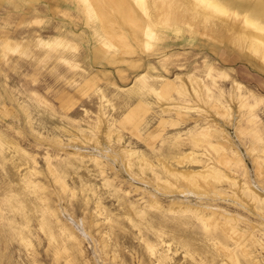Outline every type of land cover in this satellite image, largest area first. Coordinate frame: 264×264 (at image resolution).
<instances>
[{
  "label": "rangeland",
  "instance_id": "obj_1",
  "mask_svg": "<svg viewBox=\"0 0 264 264\" xmlns=\"http://www.w3.org/2000/svg\"><path fill=\"white\" fill-rule=\"evenodd\" d=\"M106 1L114 24L82 0H0V264H224L210 233L233 241L192 211L238 216L264 264L259 60L210 19L135 38L144 10L124 0L128 24ZM207 167L220 179L183 178Z\"/></svg>",
  "mask_w": 264,
  "mask_h": 264
},
{
  "label": "bare ground",
  "instance_id": "obj_2",
  "mask_svg": "<svg viewBox=\"0 0 264 264\" xmlns=\"http://www.w3.org/2000/svg\"><path fill=\"white\" fill-rule=\"evenodd\" d=\"M82 1L86 2L85 3L86 7L88 6L87 11H90V8L93 11H96L94 10L95 8L97 9V13L99 14V18L101 22L103 19V22L105 20H106L105 22H108V23H111V21H113L112 23L114 24L115 19L114 20L111 19V21H108V19L105 17V14H106L105 11H103V13L105 14L102 13V9H101L102 5L103 3L106 4L104 0L103 1L102 0H91L92 5L89 3L90 0H82ZM130 1H128L127 3L126 1L124 2V0H112V2L110 3L111 5H114V7L116 6V9L113 8L112 6L113 10L123 9L119 12L123 11L124 15H122L121 13L119 14L122 15V18L126 17L128 24H129L128 21L130 20L133 21L137 19L138 17V13H135V10L137 9H134L135 7L133 8L132 4H130L131 3ZM154 1L155 0H153V2ZM189 1L190 2L186 4L184 3L185 5L182 6L183 7L181 8V10L183 9L182 12L177 11V8L180 7L178 6L176 7L177 12L173 10L174 11L173 13L171 12L172 9L170 10L169 8V6H171L170 3L169 5L167 3H153V5L151 6L152 8L147 7L150 4L148 3L146 4V7L144 9L143 7L145 6V0H136L137 5L144 10L143 13L146 16V18L145 20L142 18L143 22L141 21V23H139L138 25L139 26L138 30L140 29L141 33L136 32L135 30H131L134 37L139 38L142 35L144 36L155 35L156 33V31L154 30L155 26L162 25L169 29L171 27L177 28L174 26L182 25L178 23V20L179 19L181 20V18H182V21H184L183 24L184 25L187 24L188 25L187 27H190L191 29H193V27H191L190 25L191 23H189V22H192L190 18H192V20L193 18H196L194 20H197L196 21L197 23L198 21H200V19L203 22H206L205 20L210 19L211 21L213 20L212 24L208 25V26H212L210 28L211 31L208 30L209 27H207V25H205L206 26L205 31L211 34L217 35V36L233 34L235 35V38L238 39L239 41L242 39V42L244 41L245 43H239L238 46L245 45L244 49L247 48L248 51H250L249 54L248 52H246L247 54L245 55L249 58L250 57L256 58L257 60H259L260 64H258L257 66L256 61L255 62L252 61L253 62L252 63L251 61L249 62L248 60L246 59L245 60L248 61L252 65V67L255 68L257 71L264 72V68H263L264 66V0H241V2H238L237 0H189ZM199 6H201V8H199ZM106 11L108 12V9ZM136 12H138V10ZM119 14L118 16L121 17V15ZM151 14L153 15V17ZM170 17L172 18L174 22L172 23L168 22L169 21L168 18ZM124 18L121 21H124ZM215 19L217 22L215 21ZM104 23H101V25L103 24L102 25L103 27H104ZM132 28H135V27H132ZM107 30H109V27ZM109 31L113 35H116V36L122 35L120 31L118 30L110 29ZM64 42L68 43V41H64ZM194 141H195V144H197L198 139L195 138ZM207 143L213 146V144L210 141H207ZM182 175H183V178L187 181V184L189 186H198L199 188H201L200 179L206 184H210L211 178L220 179V172H218V169L214 167H207L204 170H201L196 173L185 171ZM192 212L195 215V218L201 222L202 229H204L206 232H211L212 228L217 227L223 231V234L227 236L226 238L231 239L233 241V247H229L227 242L223 243L222 241H219V238L216 235H214L213 233H210L209 239L213 241L212 244L214 245V247L217 250L222 252L224 256V260H223L224 264H261L260 260H257L258 258L255 259V257L252 256V251H253L252 248L257 247L258 245L261 246L262 243L257 239L255 234L247 232L245 231V229L239 226L238 216H232L227 213H224L223 215H218L214 211L211 213H207V214L200 213L197 211H192ZM40 226L44 229H47L48 234L53 235V232L47 220V216H43V219L40 221ZM21 232L22 231L19 232L20 235L22 234ZM22 239H25V237L23 236ZM186 245L187 244H185V246ZM147 248L150 251V253L153 255L154 253L157 252V250L155 249V245H153L152 243H148ZM57 252H60V250H58ZM164 258L165 256L161 254L159 255L158 259L162 260Z\"/></svg>",
  "mask_w": 264,
  "mask_h": 264
},
{
  "label": "crops",
  "instance_id": "obj_3",
  "mask_svg": "<svg viewBox=\"0 0 264 264\" xmlns=\"http://www.w3.org/2000/svg\"><path fill=\"white\" fill-rule=\"evenodd\" d=\"M248 62V61H247ZM248 64H250V63H248Z\"/></svg>",
  "mask_w": 264,
  "mask_h": 264
}]
</instances>
